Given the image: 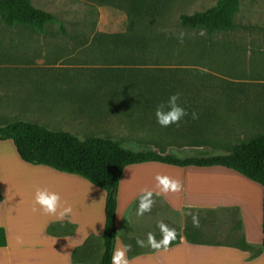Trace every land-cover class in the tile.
<instances>
[{
    "label": "rangeland",
    "instance_id": "374dc122",
    "mask_svg": "<svg viewBox=\"0 0 264 264\" xmlns=\"http://www.w3.org/2000/svg\"><path fill=\"white\" fill-rule=\"evenodd\" d=\"M146 1L136 12L134 0H31L58 19L43 32L0 18V126L32 122L180 158L227 153L264 135V0H241L235 30L212 35L179 20L220 0ZM97 40L140 47L98 49ZM102 50L113 54L97 55ZM177 92L189 115L161 127L156 106ZM154 206L156 221L175 229L171 243L224 240L217 217H175Z\"/></svg>",
    "mask_w": 264,
    "mask_h": 264
},
{
    "label": "crops",
    "instance_id": "0c3cea01",
    "mask_svg": "<svg viewBox=\"0 0 264 264\" xmlns=\"http://www.w3.org/2000/svg\"><path fill=\"white\" fill-rule=\"evenodd\" d=\"M93 44L98 49L123 47L109 40ZM99 54L107 57L113 52ZM157 176L177 182L179 191H163ZM44 189L60 196L56 214L44 213L35 203L36 191ZM146 192L152 193L151 210L138 216L137 205ZM156 202L175 217L206 214L212 222L217 217L220 225L226 223L224 240L199 243L183 236L166 248L152 247L149 233L156 242L162 240ZM105 205L102 189L82 177L27 164L12 141H0V264H100ZM65 208L71 212L61 218ZM116 225L115 250L131 246L126 253L128 264H264L263 187L224 167L156 162L127 167L118 190ZM138 239L143 246L137 245Z\"/></svg>",
    "mask_w": 264,
    "mask_h": 264
},
{
    "label": "trees",
    "instance_id": "16d2710c",
    "mask_svg": "<svg viewBox=\"0 0 264 264\" xmlns=\"http://www.w3.org/2000/svg\"><path fill=\"white\" fill-rule=\"evenodd\" d=\"M134 3L137 12V7L143 8L147 1L134 0ZM240 5L241 0H220L216 7L206 12L181 15L179 25L183 29L203 30L211 35L231 32L236 28ZM0 18L10 27L25 26L38 32H43L52 23H58L54 14L36 8L31 0H0ZM114 42L124 48L140 47L130 41ZM0 141H12L20 158L27 164L82 177L105 191L104 253L100 264H111L116 247L118 190L124 170L143 163L156 162L174 167H224L261 185L264 236V135L241 142L227 153L214 155L203 152L186 158L155 150L134 151L118 141L101 136L82 140L73 133L49 130L25 121L10 122L0 127ZM48 232L52 233L51 227Z\"/></svg>",
    "mask_w": 264,
    "mask_h": 264
},
{
    "label": "clouds",
    "instance_id": "9594fccd",
    "mask_svg": "<svg viewBox=\"0 0 264 264\" xmlns=\"http://www.w3.org/2000/svg\"><path fill=\"white\" fill-rule=\"evenodd\" d=\"M189 113L186 108L181 103V95L180 93H175L170 95L165 102H161L156 106L155 109V118L158 125L161 127H169L171 125H177L181 121L184 120ZM192 119H197V113H191ZM156 180L158 184L162 187V190L167 192L169 189L173 191H179L180 185L175 181H170L168 177L157 176ZM152 193L146 192L139 199L137 205V215L142 216L146 212L151 210V205L153 203ZM35 203L40 206V209L46 214H56L57 210L60 206V196L55 192H49L48 190H37L35 196ZM71 212V208H65L60 216L63 218L64 215ZM190 214V213H189ZM194 226H198V221L195 216L193 217ZM161 233L162 240L160 242H156L155 238L151 233L148 235V243L159 249L162 246L167 247L176 236L175 229H170L167 225L159 224L158 225ZM138 246H143V240H137ZM130 245H123L120 249L114 250L113 255L111 257V264H128L126 259V253L130 250Z\"/></svg>",
    "mask_w": 264,
    "mask_h": 264
}]
</instances>
